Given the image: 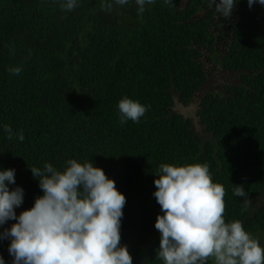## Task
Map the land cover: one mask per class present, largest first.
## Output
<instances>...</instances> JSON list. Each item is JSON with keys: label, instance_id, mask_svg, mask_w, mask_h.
<instances>
[{"label": "trees", "instance_id": "16d2710c", "mask_svg": "<svg viewBox=\"0 0 264 264\" xmlns=\"http://www.w3.org/2000/svg\"><path fill=\"white\" fill-rule=\"evenodd\" d=\"M111 2L80 0L64 11L59 0H0V125L24 135L0 131V169H15L10 190L24 189L17 215L43 195L30 168L92 162L126 197L120 243L133 264H163L155 175L162 164H206L225 190V222L264 233V204L254 209L233 195L243 185L250 200L264 196V7L253 25H236L221 61L238 82L204 91V52L217 56L206 0H156L143 13L135 0L106 10ZM16 66L23 71L10 74ZM125 97L149 106L139 122L120 123ZM195 101L198 124L176 111ZM9 243L0 240L6 264Z\"/></svg>", "mask_w": 264, "mask_h": 264}, {"label": "clouds", "instance_id": "9594fccd", "mask_svg": "<svg viewBox=\"0 0 264 264\" xmlns=\"http://www.w3.org/2000/svg\"><path fill=\"white\" fill-rule=\"evenodd\" d=\"M64 11H73L80 0H59ZM129 0H112L126 5ZM156 0H135L140 13ZM170 7L175 0H161ZM209 8L225 20L229 19L239 0H206ZM264 6V0H247ZM10 74L19 75L22 66L10 67ZM120 123L139 122L149 106L130 98L118 102ZM0 131L11 140L15 133L8 124ZM43 195L30 209L17 215L15 209L24 201V189L15 184V169H0V227L14 220L10 228L0 232V240H9L11 264H133L127 245L121 241V221L126 197L115 181L92 162L66 161L63 171L51 163L43 170L32 167ZM154 180L152 193L160 205L154 227L160 233L156 258L163 264H264V247L248 233L240 221L226 223L224 187L212 181L206 164L173 166L162 164ZM233 195L251 200L243 185H235ZM0 264H6L0 256Z\"/></svg>", "mask_w": 264, "mask_h": 264}, {"label": "flooded vegetation", "instance_id": "af4514ba", "mask_svg": "<svg viewBox=\"0 0 264 264\" xmlns=\"http://www.w3.org/2000/svg\"><path fill=\"white\" fill-rule=\"evenodd\" d=\"M264 6H260L258 3L254 4L251 8L247 5V0H239L236 8L233 11L232 16L225 20L223 17H220L218 14L214 17L215 21V50L217 52V56L214 57L212 53L204 52V57L207 54V62L208 64L216 66V69L220 70L223 73V81L220 86H215L216 91H221L222 86L225 83H230L232 78L234 79V83L238 82V78L236 75H232L224 70L221 66V61L227 53L229 46L233 42L234 37V29L237 24L248 23L253 25V19L251 16L257 15V13H262L259 10H262ZM204 59V58H203ZM202 59V60H203ZM204 65L206 66V61H204ZM228 78V81H224Z\"/></svg>", "mask_w": 264, "mask_h": 264}, {"label": "rangeland", "instance_id": "374dc122", "mask_svg": "<svg viewBox=\"0 0 264 264\" xmlns=\"http://www.w3.org/2000/svg\"><path fill=\"white\" fill-rule=\"evenodd\" d=\"M207 54L204 57V61H206V69L208 71L209 74V81L208 84L206 85L204 91H208L211 90L212 88H216L215 86H220L222 84L223 81V73L216 69V66L208 64L207 62ZM228 78H226L224 81H228ZM230 81H234V79L232 78ZM198 110V102L195 101L193 104H191L189 107H184L183 105L177 104L176 105V111L183 113L184 115H186L187 117L192 118L196 124L199 123L198 118H197V112ZM251 204L253 205V208L256 209L259 206H261L262 204H264V196H261V199L257 200H251ZM253 238L257 239L260 242V245L262 247H264V233L261 232L259 234L256 235H251ZM208 264H215V261L213 259H209Z\"/></svg>", "mask_w": 264, "mask_h": 264}]
</instances>
